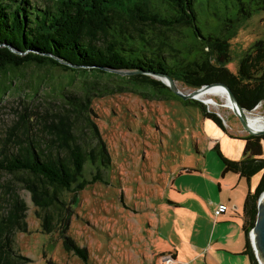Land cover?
I'll use <instances>...</instances> for the list:
<instances>
[{
	"label": "trees",
	"instance_id": "1",
	"mask_svg": "<svg viewBox=\"0 0 264 264\" xmlns=\"http://www.w3.org/2000/svg\"><path fill=\"white\" fill-rule=\"evenodd\" d=\"M261 9L264 0H0V97L15 87L11 76L31 66L68 73V87L75 76L81 78L77 93L62 87L60 101H43L42 108L24 105L1 139L0 172L7 178L0 181V264L30 261L14 246L15 233L28 231L21 189L29 194L41 231L57 234L65 251L87 260V249L68 234L74 203L88 185L109 183L111 165L91 116L93 97L131 92L145 100L200 105L173 93L158 77L165 74L194 88L223 83L246 110L264 101V39L241 56L235 72L225 66L237 24ZM102 77L113 81L99 83ZM202 113L221 127L214 115ZM33 115L40 118L37 124L30 121ZM244 139L239 159L224 156L217 144L214 148L222 174H237L249 185L260 173L254 191L248 188L244 196L241 214L240 254L257 264L248 233L264 190V135Z\"/></svg>",
	"mask_w": 264,
	"mask_h": 264
},
{
	"label": "rangeland",
	"instance_id": "2",
	"mask_svg": "<svg viewBox=\"0 0 264 264\" xmlns=\"http://www.w3.org/2000/svg\"><path fill=\"white\" fill-rule=\"evenodd\" d=\"M258 39H264V9L237 24L229 40L231 59L225 66L235 72L241 56ZM68 76L61 70L33 66L11 76L15 87L0 97V142L24 105L42 108L43 101H60L66 92H57L62 87L80 91L81 78L75 76L68 87ZM39 79H44L43 84L32 97ZM98 81L113 80L102 77ZM175 84L183 93L198 89L177 80ZM211 97L216 105L197 98L199 106L178 99L145 100L131 92L93 97L91 116L111 158L109 183L96 182L79 191L68 229L77 244L87 249L88 258L84 261L68 253L57 234L41 231L29 194L21 189L28 206V231L15 233L14 246L30 259L25 264H47V260L56 264H250L240 254L245 242L241 214L244 196L248 188L254 191L260 173L251 177L249 185L237 174H222L214 145L235 160L242 157L245 137L262 134L244 129L237 114L225 106L226 98ZM202 111L214 115L222 128ZM244 114L264 119V101L244 109ZM37 119L30 117L31 122ZM6 178L0 172V181ZM217 198L228 208L220 218L215 212L220 205L213 212L208 209L209 200L214 207ZM230 212H234L232 217L225 219ZM223 227H227L222 232L225 238L218 237ZM248 238L251 241L250 232ZM225 244L230 253L223 251Z\"/></svg>",
	"mask_w": 264,
	"mask_h": 264
},
{
	"label": "water",
	"instance_id": "3",
	"mask_svg": "<svg viewBox=\"0 0 264 264\" xmlns=\"http://www.w3.org/2000/svg\"><path fill=\"white\" fill-rule=\"evenodd\" d=\"M107 70L118 72L121 74L127 73V72H123V71H119V70H110V69H107ZM158 77L162 81L166 80L165 84L170 88V90L184 100L196 98L197 93L201 89H208L209 87L214 86V85H218V86L223 87L225 89V91L227 92L228 98L230 99L231 102H233L234 112L239 117V120H240L242 126L244 127V129H246L251 134H262V135H264V129L259 130V131H253L248 127L247 119H246V116L244 114V109L238 104L236 98L234 97L233 93L231 92L230 88L227 85H225L223 83L206 84V85H203L200 88L195 89L189 93H183V92L178 90V88L175 84V81L170 76L165 75V74H160ZM250 231H251V238H250L251 239V241H250L251 247L256 254V258L258 260V263L264 264V190L258 196L256 219H255L254 225L250 229Z\"/></svg>",
	"mask_w": 264,
	"mask_h": 264
},
{
	"label": "bare ground",
	"instance_id": "4",
	"mask_svg": "<svg viewBox=\"0 0 264 264\" xmlns=\"http://www.w3.org/2000/svg\"><path fill=\"white\" fill-rule=\"evenodd\" d=\"M225 89L221 86L214 85L209 87L208 89H201L196 95L197 99L202 100L203 102L211 105H216L215 100L211 97L212 95H220L224 98L225 100V106L230 107L234 111V104L233 102L230 101L228 98L227 92ZM226 93V94H225ZM227 95V97H226ZM247 124L248 127L253 130V131H259L264 129V119L260 115H255V116H247Z\"/></svg>",
	"mask_w": 264,
	"mask_h": 264
},
{
	"label": "crops",
	"instance_id": "5",
	"mask_svg": "<svg viewBox=\"0 0 264 264\" xmlns=\"http://www.w3.org/2000/svg\"><path fill=\"white\" fill-rule=\"evenodd\" d=\"M181 169L182 168H180L179 170L181 171ZM181 173V172H180ZM210 201H212V200H209V204H208V206H209V210L211 211V212H213L214 210H215V207L216 206H218V205H225L224 204V202H223V199L221 198L220 200H218V198L217 199H214V201H216V204H215V206L213 207V205L210 203ZM228 210V208L226 207L225 208V211L224 212H226ZM224 212H222V213H224ZM231 213H234V212H230V214H228V213H226V215L224 216V218L225 217H227V218H225V219H229V217H232V214ZM221 214V213H220ZM219 214V215H220ZM219 215H217L216 216V218H220V216ZM223 223H232V222H229V221H227V220H225V222H223ZM214 228H216V226L214 227ZM227 228V227H226ZM225 227H223V228H221V230L222 231H220L221 233L220 234H222L221 236H220V234L218 235V237H221V238H225V236L227 235L226 233H222V232H225V229H226ZM242 230V229H241ZM213 234H214V229H213V232H212ZM217 239V238H216ZM218 240V239H217ZM229 246H228V244H225L224 245V247L222 248L223 249V251H225V252H227V253H230L229 252V248H228ZM242 250V249H241ZM241 252V251H240Z\"/></svg>",
	"mask_w": 264,
	"mask_h": 264
},
{
	"label": "built area",
	"instance_id": "6",
	"mask_svg": "<svg viewBox=\"0 0 264 264\" xmlns=\"http://www.w3.org/2000/svg\"><path fill=\"white\" fill-rule=\"evenodd\" d=\"M225 209V206L224 205H220V211L218 210V211H215L216 212V215H218L219 214V212H222L223 210ZM250 232V238H251V231H249ZM167 263H170L169 261H167ZM172 264V263H171Z\"/></svg>",
	"mask_w": 264,
	"mask_h": 264
}]
</instances>
